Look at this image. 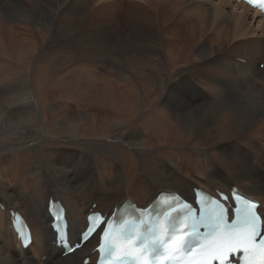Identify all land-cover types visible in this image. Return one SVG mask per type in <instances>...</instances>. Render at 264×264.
Wrapping results in <instances>:
<instances>
[{
  "label": "bare ground",
  "instance_id": "bare-ground-1",
  "mask_svg": "<svg viewBox=\"0 0 264 264\" xmlns=\"http://www.w3.org/2000/svg\"><path fill=\"white\" fill-rule=\"evenodd\" d=\"M18 1L15 11L7 0H0V56L16 49L26 66L34 63V84L61 88L63 79L53 81L48 63L40 67L36 63L48 61L46 50L61 47L67 36L71 49L82 38L79 27H67L61 19L70 2ZM81 1L94 2L98 12L114 14V19L121 8V0ZM124 3L139 16L128 26L143 33L140 56L154 69L142 91L135 87L136 80L108 72V77L119 76L118 82L133 87L120 90L132 98L143 97L144 111L139 114L136 106L130 108L129 123L111 124L108 133L86 135L76 121L62 119L50 126L42 104L50 88L43 92L33 85V91H26L36 97L31 106L17 96L2 100L1 94L0 264H83L92 255L97 236L65 258L53 245L51 198L67 209L71 241L79 240L95 203L96 212L111 213L120 200L145 208L161 192L193 200L194 185L212 195L216 190L230 192L234 185L264 203V70L259 69L264 63V16L234 0ZM75 24L83 25L84 20ZM127 41L135 40L119 42L120 47L125 45L120 53L134 57L137 46ZM97 44L102 51L117 46L111 37L98 39ZM78 51L86 59L99 56L93 48ZM110 66L107 61L94 65L100 71ZM86 101L75 103L80 111L90 109L83 106ZM106 102L117 108L114 95ZM49 113L55 116L54 109ZM142 123L153 127L149 135L141 134ZM10 210L20 211L32 229L33 243L27 250L11 229Z\"/></svg>",
  "mask_w": 264,
  "mask_h": 264
},
{
  "label": "rangeland",
  "instance_id": "rangeland-1",
  "mask_svg": "<svg viewBox=\"0 0 264 264\" xmlns=\"http://www.w3.org/2000/svg\"><path fill=\"white\" fill-rule=\"evenodd\" d=\"M62 1L63 0H59L60 3H62ZM80 1L81 0L67 1L70 3L67 4V7L65 8L64 11V15L61 17L63 24L67 25V27H79L78 33H82L83 36L78 42H76L78 46L76 45V43H74L72 45V49L68 48V42L70 41V37L67 36L61 47L57 49L46 50V52H49V54L46 56H50V59L48 61L44 62L43 60L42 62H38L40 64L36 63L38 67L41 66V63H48V66L50 68V75L54 76L53 81L56 83L60 79H63L62 84L64 86L59 85L61 88H58L52 85L51 87H48L46 83H43V85L40 86H38V82H35L34 84L33 83V76L35 75V72H33L35 68L34 63L33 64L27 63L26 66V62L19 59L18 56L16 55L17 50L11 47V49L13 48L14 50V51L10 50L11 54H8L6 56L4 55L0 56V61L2 62V63L0 62V91H1L0 106H3L0 108H4V104H2V100L7 99L10 96L12 97L17 96L18 97L17 99H21V98L25 99L27 100V102H30L29 104L31 106L35 104L36 97L32 93H26V91L29 92L33 91L32 90L33 85H36V89H41L43 92L44 91L46 92L50 88L51 90L47 94H45L42 103L43 108L46 109L45 116L49 120L50 126L56 125L58 121L62 119H67L69 121H76L79 124H81L83 134L100 135L102 133H108V129L111 124H115L118 122L129 123L130 116L128 110L130 108L136 106L137 112L139 114H141L145 109L143 106V97L139 96L138 98H132L124 91L123 88H121L120 90V87L126 88L127 86L126 89H128L129 87L132 86L127 84L126 82H118L117 77L123 76L126 78H132L133 80H136L134 82L135 87L142 91L145 88L146 77L150 73H152L154 69L152 68L153 66L152 64L147 63L145 60H143L144 57L140 56L141 55L140 50L143 49L142 47H144L142 46L144 44V41L142 42L143 33L141 32V34H137L128 26L129 23H131V21L135 20L139 16L136 15L133 11H131L132 10L131 8L130 10L128 7H124L125 6V3L123 5L124 0H121V8H119L118 10L119 12L117 11L115 13V19L113 16L114 14H110L112 16V17L110 16L112 20L106 14L104 15V13L98 12L99 9H97V6L94 2L89 1L82 3V1L81 2ZM18 2H19L18 0L17 2L16 0H7V3L11 4V5L9 4L8 7L11 8L14 7L12 8V10L15 11L19 6ZM10 17L13 18L14 14L12 13ZM77 20L80 22H83L84 20V24L83 25L75 24L78 23ZM60 37L65 38L63 35H60ZM103 37L104 38L111 37L115 41V43H117V46H112L109 47L110 50L102 51L98 47L97 43H98V39H101ZM128 37H130L132 41L133 40L136 41V43L135 41H133V43H129L127 41V43L129 44L131 45L134 44L135 46H137L136 50L138 51L139 54L138 53H136L137 55L135 54L134 57L136 59H134L132 55H130L131 56L130 57L129 55L120 53L121 51L123 52V48L125 47V45L123 47H120L118 44L119 42H124ZM75 47L77 49H75ZM79 47L83 49L93 48L99 53V56L94 59H86L88 57H81L78 51ZM0 52L2 53L1 49ZM54 54L55 57H52V55ZM46 56H41V57H46ZM58 59L60 62L56 61ZM97 61L99 63L102 61L103 62L107 61L112 67L110 66L109 68H107L106 71L97 70L94 67L95 62ZM243 61L244 60L240 62L243 63ZM261 64L264 65V63ZM20 65L22 66V68L20 67ZM259 69H261L260 66ZM110 70L113 73H117L119 75L116 76V80L114 79L115 78L114 76L108 77V72ZM21 72L23 73L21 74ZM32 72L34 73L33 76H32L33 74ZM103 78H105L106 80L110 79L111 81L114 80L112 82H118L119 84L116 85L109 81H102ZM11 79L13 80L11 81ZM1 94H3L2 100H1V96H2ZM111 95H114V98L118 102V104L116 105L117 108L109 107V104L106 102V98ZM88 98L89 101H86ZM85 101L87 103L83 104V106L85 108H90L89 110L91 111L84 109L80 111L78 109V104H75L77 102H85ZM131 101H134V103H131ZM51 108L55 110L54 113L55 116L49 113V111L52 110ZM29 116L31 118V116L33 117L34 114L30 113ZM16 118L23 119L24 116L23 117L16 116ZM34 121L35 123H38V117H36ZM137 123L139 124L141 122H137ZM138 128L141 134L144 136L149 135L150 131L153 130V127L147 123H142L138 125ZM263 177H264V171H263ZM193 187L200 189L198 185H194ZM121 202L123 201L120 200L119 203H117V206L119 204L121 205ZM44 259L45 257L42 258L43 262L45 261Z\"/></svg>",
  "mask_w": 264,
  "mask_h": 264
},
{
  "label": "snow or ice",
  "instance_id": "snow-or-ice-1",
  "mask_svg": "<svg viewBox=\"0 0 264 264\" xmlns=\"http://www.w3.org/2000/svg\"><path fill=\"white\" fill-rule=\"evenodd\" d=\"M249 2L255 4V3L258 2V0H249ZM233 199L235 200L236 199V196H234ZM237 211H240V209H237ZM245 216H246V218L249 217V216H251V208L245 210ZM257 235H259V234L257 233ZM85 238H86V236L83 235L82 236V239H85ZM179 239H182V238H179ZM260 243L262 245H264V237H261Z\"/></svg>",
  "mask_w": 264,
  "mask_h": 264
}]
</instances>
